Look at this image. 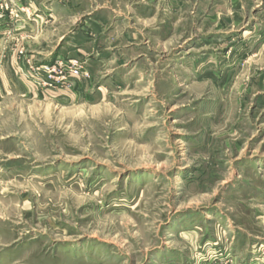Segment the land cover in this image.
I'll return each mask as SVG.
<instances>
[{"label": "rangeland", "instance_id": "obj_1", "mask_svg": "<svg viewBox=\"0 0 264 264\" xmlns=\"http://www.w3.org/2000/svg\"><path fill=\"white\" fill-rule=\"evenodd\" d=\"M0 264H264V0H0Z\"/></svg>", "mask_w": 264, "mask_h": 264}]
</instances>
